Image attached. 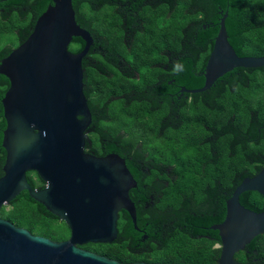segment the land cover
Wrapping results in <instances>:
<instances>
[{
  "label": "trees",
  "instance_id": "1",
  "mask_svg": "<svg viewBox=\"0 0 264 264\" xmlns=\"http://www.w3.org/2000/svg\"><path fill=\"white\" fill-rule=\"evenodd\" d=\"M128 1L143 10L140 28H132L139 26L135 18L129 22L136 36L127 52L122 23L128 10L109 6V0H72L77 24L94 41L82 61L83 91L92 116L88 129L95 142L90 149L119 155L137 184L130 198L138 230L121 211L112 244L81 248L122 264H218L221 250L216 246L221 242L211 227L224 221L226 202L242 181L264 168V67L234 69L177 108L168 82L175 78L189 90L204 86L203 72L226 13L228 41L236 54L263 57L264 0ZM50 4L51 0H0V40L10 34L17 41V46H2L0 41V62L28 39ZM84 46L74 38L69 50L79 53ZM108 48L126 52L140 79L132 80L129 73L108 76ZM91 56L97 57L98 72ZM8 88V79L0 74V178L6 159L1 101ZM90 88L97 90L96 99ZM27 180L34 189L45 186L34 172ZM240 204L264 212V196L256 192L243 193ZM0 218L55 242L70 237L66 224L27 192L4 206ZM235 258L239 264H264V235Z\"/></svg>",
  "mask_w": 264,
  "mask_h": 264
},
{
  "label": "water",
  "instance_id": "2",
  "mask_svg": "<svg viewBox=\"0 0 264 264\" xmlns=\"http://www.w3.org/2000/svg\"><path fill=\"white\" fill-rule=\"evenodd\" d=\"M226 18L227 13L218 24L204 86L187 93L209 90L234 69L264 67V56L236 54L228 41ZM74 38L85 43L79 53L69 50ZM92 44L91 34L75 20L72 0H51L28 39L0 62V74L9 81L1 101L6 159L0 178V211L27 192L70 231L67 240L55 242L0 218V264H122L81 246L112 244L121 211L138 230L130 198L137 184L125 160L114 153L95 158L85 152L92 116L83 91L82 61ZM29 172L36 173L44 188H32ZM246 192L264 196V168L242 181L226 202L224 221L211 227L221 242L218 264H239L236 255L264 235V212L240 204Z\"/></svg>",
  "mask_w": 264,
  "mask_h": 264
},
{
  "label": "flooded vegetation",
  "instance_id": "3",
  "mask_svg": "<svg viewBox=\"0 0 264 264\" xmlns=\"http://www.w3.org/2000/svg\"><path fill=\"white\" fill-rule=\"evenodd\" d=\"M119 1L109 0V6H112L115 9H118V7H123V9L125 11L128 10V12L124 16L123 23H122L124 32L129 36V37L125 36L124 43H123V45L126 48H128L127 49V52H128V51H130L131 48L134 47V45H135V36H136V33L134 31L133 32L129 31V29H128L129 22L130 21H134V18H135V21L139 23V26H132V28H140V26H142V23H140L141 19L138 16L140 15V13H142L143 8H140L139 5H137V3L130 4L128 0H124L123 2H119ZM128 7H130V8H128ZM132 13H134L135 16ZM129 15H130V17H129ZM92 39H93V37H92ZM93 44H94V41H93ZM93 44L91 46H93ZM99 49H101V48L100 47L95 48L94 52H97V50H99ZM107 52H108L109 58L112 59L111 61H108V65H110V67L109 68H107V67L105 68L106 69V74H108V76L114 77L115 73H124V75L129 73V74H132L131 75L132 76V80H139L140 79V74L133 69L132 64L126 59V54H127L126 52L120 51L117 48L116 49L115 48H111V49L108 48ZM111 56H115L116 59H114ZM90 62H91V66L93 67V69H96V72H98V67H97L98 60H97V57L96 56H91ZM169 63H170V69H171L173 61L170 60ZM164 69H168V68L164 67ZM175 74L176 73L174 72L172 75L175 76ZM203 75H204V72H203ZM222 81L224 82V80H222ZM168 83L171 86V90H172L171 93L169 94V97L172 99V103L174 104L175 108H177L179 103L185 102V100L187 101V103L191 102V98L189 97V95H191V94L187 93V90H189V89H187L186 87L176 83V79L175 78H172L171 80H169ZM90 91L92 92V95H93L92 98L96 99L97 90H94V89L91 90V88H90ZM86 134H87V142H86L85 146L88 145L87 148H86V150H88V151H85L86 154L92 155L95 158H104V157L109 155V154H106V153H96L95 151H92L90 148H92L94 146V144H95V142H93L94 140L92 138L94 136L93 135V130L92 129H87ZM147 248L149 249L150 247H147Z\"/></svg>",
  "mask_w": 264,
  "mask_h": 264
},
{
  "label": "rangeland",
  "instance_id": "4",
  "mask_svg": "<svg viewBox=\"0 0 264 264\" xmlns=\"http://www.w3.org/2000/svg\"><path fill=\"white\" fill-rule=\"evenodd\" d=\"M1 45H14L17 46V41L14 35L7 34L5 36H1Z\"/></svg>",
  "mask_w": 264,
  "mask_h": 264
}]
</instances>
